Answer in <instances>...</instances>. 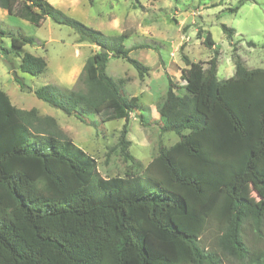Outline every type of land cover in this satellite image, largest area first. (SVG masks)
I'll list each match as a JSON object with an SVG mask.
<instances>
[{"label": "trees", "instance_id": "16d2710c", "mask_svg": "<svg viewBox=\"0 0 264 264\" xmlns=\"http://www.w3.org/2000/svg\"><path fill=\"white\" fill-rule=\"evenodd\" d=\"M0 8L36 25L49 17L98 47L83 66L82 87L42 85L34 90L39 99L95 127L128 121L141 109L107 66L120 58L143 78L150 68L130 53L155 46L127 47L124 33L108 39L49 0H0ZM222 28L228 38L236 32ZM6 33L0 27L1 40ZM10 36L12 47L1 46L2 54L20 87L32 91L16 69L38 75L47 62L24 50L34 37ZM198 36L213 55L196 62L182 54L184 83L167 74L159 105L160 131L179 139L159 142L144 166L129 150L125 124L123 175L102 176L97 160L54 117L18 108L0 88V264H264V68H248L238 57L234 75L220 79L212 34L199 28ZM148 116V108L140 112L144 123Z\"/></svg>", "mask_w": 264, "mask_h": 264}, {"label": "rangeland", "instance_id": "374dc122", "mask_svg": "<svg viewBox=\"0 0 264 264\" xmlns=\"http://www.w3.org/2000/svg\"><path fill=\"white\" fill-rule=\"evenodd\" d=\"M66 15L87 26L100 30L109 39L127 35V47L147 42L157 48L133 50L130 55L150 70L141 78L135 68L126 60L110 58L107 73L115 78H123V93L137 96L141 109L130 113L128 121L116 119L100 123L95 127L82 122L74 115L39 99L34 90L42 85H52L58 90L80 88L79 76L87 58L98 47L88 42H79L74 30L64 24L55 23L47 17L40 25L20 17L10 15L0 8V27L7 31L0 39V88L20 109L36 108L43 116L56 119L62 132L97 160L102 176L123 175L125 162L121 156L119 142L126 124V139L131 141L130 152L146 166L157 152V145L174 144L178 135L161 132L163 120L159 105L167 88L169 74L183 84L182 69L186 67L182 54L192 61L207 62L213 49L207 48L198 29L212 34L218 55V77L233 76L235 63L239 57L248 68H264V0H49ZM243 2V3H242ZM239 6L236 12L231 8ZM222 24L235 28L232 38H228ZM19 34L32 36L35 44L24 46L37 56H42L47 67L43 73L31 75L16 69L27 88L22 89L14 78V70L2 54L1 46L11 48V36ZM253 41L255 45L250 46ZM10 58L18 65L20 58L11 50ZM207 66V64H205ZM149 109L148 123H144L140 112ZM252 202L258 195L252 187L246 189ZM210 242L209 236H207ZM252 244H258L250 236ZM222 264H237L236 260H222Z\"/></svg>", "mask_w": 264, "mask_h": 264}]
</instances>
